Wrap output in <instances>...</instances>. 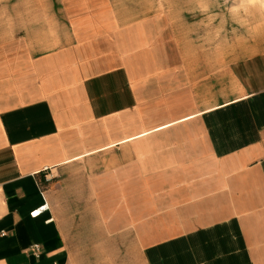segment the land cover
<instances>
[{
	"label": "crops",
	"instance_id": "obj_1",
	"mask_svg": "<svg viewBox=\"0 0 264 264\" xmlns=\"http://www.w3.org/2000/svg\"><path fill=\"white\" fill-rule=\"evenodd\" d=\"M55 4L0 19V264H264V52Z\"/></svg>",
	"mask_w": 264,
	"mask_h": 264
},
{
	"label": "rangeland",
	"instance_id": "obj_2",
	"mask_svg": "<svg viewBox=\"0 0 264 264\" xmlns=\"http://www.w3.org/2000/svg\"><path fill=\"white\" fill-rule=\"evenodd\" d=\"M4 1L9 7H2ZM55 1L0 0V19L10 15L23 17L28 27L50 26L45 17L54 13ZM117 5L131 16H171L180 31L217 49L220 63L264 52V0H117Z\"/></svg>",
	"mask_w": 264,
	"mask_h": 264
},
{
	"label": "built area",
	"instance_id": "obj_3",
	"mask_svg": "<svg viewBox=\"0 0 264 264\" xmlns=\"http://www.w3.org/2000/svg\"><path fill=\"white\" fill-rule=\"evenodd\" d=\"M47 170H49V169H48V168H45V169H44V171H47ZM47 175H48V174H47ZM47 175H46V176H47ZM46 208H47V204H45L44 206H42L40 210H44V209H46ZM36 212H37V211L32 212V215H36V214H37ZM30 251H31V253H33L35 256L39 257V256L41 255V246H40V244L35 243V244L31 245V247H30Z\"/></svg>",
	"mask_w": 264,
	"mask_h": 264
},
{
	"label": "bare ground",
	"instance_id": "obj_4",
	"mask_svg": "<svg viewBox=\"0 0 264 264\" xmlns=\"http://www.w3.org/2000/svg\"><path fill=\"white\" fill-rule=\"evenodd\" d=\"M40 211L38 210L36 213L38 214Z\"/></svg>",
	"mask_w": 264,
	"mask_h": 264
}]
</instances>
